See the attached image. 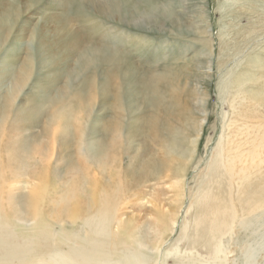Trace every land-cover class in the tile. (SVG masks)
I'll return each mask as SVG.
<instances>
[{"label": "rangeland", "instance_id": "obj_1", "mask_svg": "<svg viewBox=\"0 0 264 264\" xmlns=\"http://www.w3.org/2000/svg\"><path fill=\"white\" fill-rule=\"evenodd\" d=\"M27 65L13 97L14 78ZM56 107L66 115L49 127ZM111 120L120 124L123 142L114 149L121 159L109 170L90 168L94 192L118 194L119 213L134 226H155L151 236L141 232L153 250L166 239L163 252L130 251L125 260L264 264V209L233 228L235 213L243 215L234 201L241 186L227 159L239 162L238 149L259 164L247 176H264V0H0V125L18 150L48 128L40 137L43 178L23 191L43 201L56 183L68 184L73 160L85 166L79 127L101 144ZM71 122L79 126L62 127ZM173 141L181 157L165 146ZM39 200L52 214L55 205L48 212Z\"/></svg>", "mask_w": 264, "mask_h": 264}, {"label": "bare ground", "instance_id": "obj_2", "mask_svg": "<svg viewBox=\"0 0 264 264\" xmlns=\"http://www.w3.org/2000/svg\"><path fill=\"white\" fill-rule=\"evenodd\" d=\"M29 66L24 67L19 76H14L12 86L14 90L13 97L22 88L23 80L29 71ZM153 89L155 90L154 93L158 94L155 87ZM156 94L154 95L157 96ZM113 95H115V98L117 97L115 105L120 107V88H117ZM64 111V108L59 109V107L52 110L48 118V126L52 127L50 124L56 121L57 118H63L66 115ZM72 126L79 125L77 123L72 124V122L62 125L67 130ZM81 127H79L81 131L79 143L83 144V146L77 149V151L85 158V166L79 160H73L71 163L73 166H69L65 175V179H69L68 184L55 182L56 184L53 187L55 194H50V197L43 196L42 201L36 195L37 193L34 194L33 192L23 190L26 187L27 189L28 187L29 189L33 188V186L35 188L36 186L38 187L37 181L41 182L43 178L42 151L44 148H42L40 137L42 134L48 132V128H42L35 136L34 142L23 144L21 145V150H18L20 143L10 141L12 134L6 138V134L10 133L9 129L6 130L5 126L0 125V264H107V261L112 260L116 261H112L109 264H137V256L131 255L135 259L132 260L130 258L131 260L128 262L125 260V253L140 251L144 254L145 250L149 251L148 253L155 250L154 254L157 253V250H160V253L161 251L163 252L161 248L166 239H162L156 247H153V250L141 237V232L143 231L147 232L150 236L153 235L156 231L155 226L146 228L145 230L141 229L144 226H134L132 217L126 215L124 212L119 213L118 194L114 195L104 187H101L102 189L98 188L99 191L94 192L97 185L95 184L96 186L93 188L92 176L94 173H91L90 168L94 166L105 171L106 169H110V163L112 164L113 161L117 160V165L120 163L121 151L117 150L118 152H116V149H114L116 145L120 144L121 140L118 135L121 129L118 120L114 122L111 120L105 126L110 138L107 136L106 141L101 144L99 141L93 144L95 141L85 138L83 136V126ZM3 130L5 131L3 132L4 134L2 133ZM3 138H6V140ZM242 141L246 144V137ZM121 142L123 141L121 140ZM195 142H197L196 139ZM231 143V141H228V144ZM165 146L171 153L179 157L184 154L175 141L171 143L165 142ZM239 147L241 148V146ZM113 149L118 155H114ZM73 156L76 157L75 155ZM236 157L241 160L236 162L234 158L229 157L227 159L228 167L233 164V182L241 186L237 188V191L240 190L234 201L241 203L240 209L243 215L240 216L235 213V217H233V222L231 223L233 228L234 226L237 227V225H250L252 223L251 216L255 219L261 210L264 209V187L261 188V192L257 191L258 186L264 185L262 183L264 176L258 182L252 181L251 176H247L254 168H258L259 164L253 165L252 163L249 164L248 160H243L246 159V156L238 149ZM234 163L237 164V167ZM223 165L226 168L224 162ZM120 170V167L115 170L116 177L120 175ZM57 172L58 170L55 168L53 172L54 177L61 176ZM18 177L19 179L15 180ZM88 179L92 181H90L91 183L88 182L90 188H87L88 183L86 182L89 181ZM19 182L24 184L22 189L18 188V186H13ZM118 186L120 190L121 185L119 184ZM38 200L48 203V212L51 210L49 202H52L55 205V210L51 212L52 214L43 213V208L39 205ZM36 210L40 213L36 212L37 214H34ZM66 214L68 216L71 214V216L67 217ZM32 216L34 219L30 220ZM24 218L32 222H26ZM65 221L68 223L67 228L64 224ZM55 225H59V228L61 227L62 229V231L59 230L60 233H57L58 235L52 230ZM177 225V221H172L169 230L171 234L175 232ZM77 226L80 227L77 228ZM81 227L86 230L84 233H82V229V232L80 231ZM158 237L157 239H159ZM220 250H222V247H220ZM128 256L130 257V254ZM145 256H147L146 253ZM123 258L124 261H122ZM140 259L144 261L143 257H140ZM143 261L139 264H147L149 262L146 259ZM150 264H153V262ZM154 264H159V261Z\"/></svg>", "mask_w": 264, "mask_h": 264}]
</instances>
